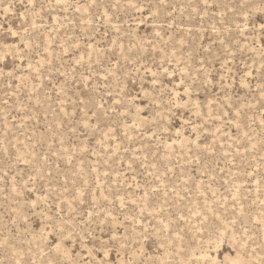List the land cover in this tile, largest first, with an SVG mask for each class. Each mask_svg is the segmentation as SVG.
Segmentation results:
<instances>
[{"label": "rangeland", "instance_id": "1", "mask_svg": "<svg viewBox=\"0 0 264 264\" xmlns=\"http://www.w3.org/2000/svg\"><path fill=\"white\" fill-rule=\"evenodd\" d=\"M0 264H264V0H0Z\"/></svg>", "mask_w": 264, "mask_h": 264}]
</instances>
